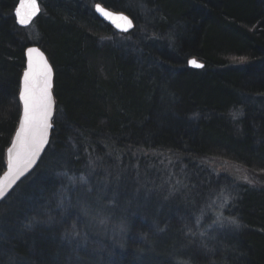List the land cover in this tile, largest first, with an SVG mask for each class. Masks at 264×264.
<instances>
[{
    "label": "trees",
    "instance_id": "obj_1",
    "mask_svg": "<svg viewBox=\"0 0 264 264\" xmlns=\"http://www.w3.org/2000/svg\"><path fill=\"white\" fill-rule=\"evenodd\" d=\"M17 1L0 0V176L22 111L28 42L15 28ZM40 1L38 44L54 63L55 129L39 168L0 207V264H264V182L234 183L191 159L217 154L264 178V0H213L199 10L202 20L197 0H167L170 24L184 28L181 48L158 44V56L141 63L136 51L149 53V45L131 38L120 55L114 46L103 51L93 41L109 38V28H96L91 14L75 16L68 0ZM148 4L151 14L168 19L161 4ZM117 6L139 17L138 7L123 0ZM207 6L213 8L205 12ZM190 57L205 68L191 71ZM168 150L189 184L173 198L146 202L138 181L153 159L148 152ZM95 170L100 187L85 174ZM105 179L119 180L118 191L105 188ZM206 200L217 217H235L239 227L212 231L214 217L202 212ZM93 210L120 212L125 224L99 229Z\"/></svg>",
    "mask_w": 264,
    "mask_h": 264
},
{
    "label": "bare ground",
    "instance_id": "obj_2",
    "mask_svg": "<svg viewBox=\"0 0 264 264\" xmlns=\"http://www.w3.org/2000/svg\"><path fill=\"white\" fill-rule=\"evenodd\" d=\"M70 1V4L73 8V12L75 13V16H79V14L83 13L82 15H85V18H87V16H89L90 18H94L95 20V24H96V28H104V27H107L109 28V31H110V36L109 38H106L104 35L102 34H99L98 36V39H95L96 41H93V44L96 48H99L103 51H106V50H109L110 47L114 46L116 47L118 50V54L120 55L122 52L124 53L127 49V47L129 46L128 44H130L129 40L128 39H131L133 38L134 40L132 41H138L140 43H144L146 45H149L151 48L148 49V50H151V52L149 53H141L139 51H136V54H139L138 58L140 59H137L135 58V61H139L140 63L143 62L141 60H144V61H148V59H144L146 56V58L148 57L149 59L150 58H153L155 59L158 54H159V49L157 48L158 47V44H171V48H169L170 51L172 52H175L176 50H179V48H181L180 46L182 45L181 42L182 40L184 39V36H182V33L184 28H181L180 25L178 26H172L170 24L171 22V19H165V18H160V17H155L153 14H151L152 16H154V18H150L152 21L151 24H147V19L148 17L143 15L140 18H137L135 19L134 17H129L125 12L123 11H120L118 9V0H68ZM198 2L197 3H201L200 5H196L195 9H197L198 11H196V17L199 18V20H202L201 17L204 13H201L199 10L202 9V5L207 3V4H212L213 5V0H197ZM20 0L17 1V3L14 5L13 9H12V16H13V20H14V24H15V28L18 30V32H20L22 35H21V40H26L28 42V44L26 45L25 47V51L24 53L26 52V50H28L29 48H32L34 46H37L39 48V52L40 53H43V56L46 58V61L47 63H49V65L53 68L54 70V63L52 62V55L50 54V52H48V50L45 48H41L38 44V41H39V38H40V35L42 36L43 33H41L40 29L43 27V22L45 18H43V14H44V9H43V6L45 5L44 3L43 4H39V14L38 15H35V14H32V16L29 17V19L26 21L25 25L24 26H20L18 25L17 21H16V15H15V9L16 7L18 6ZM49 2H52L51 0L48 1ZM125 6H135V7H139V5H144L147 9V11H150L151 9V5L148 4V0H123ZM154 3L155 4H161V1L160 0H154ZM97 5L100 6V8H103L105 11L107 12H111L113 14H122V15H125L127 16L131 21H132V24H133V29L130 30V32H122V31H118L116 28L112 27L109 22H107L104 18H102L99 13H98V10H97ZM213 7H210V6H207L206 9H205V12L212 9ZM158 9L159 8H156V11L158 12ZM119 10V11H118ZM139 10V9H138ZM140 11L142 13H144L141 9L139 10V13ZM50 12V11H49ZM153 12V11H152ZM200 12V13H199ZM92 17H91V15ZM43 16V17H42ZM145 16V17H144ZM169 18V17H168ZM175 21L177 22V17L174 18ZM48 20H51V18H48ZM47 20V23H50L48 22ZM186 20V17H184V20H182V22L184 23ZM164 22V23H163ZM46 23V24H47ZM51 24H54V23H51ZM137 26L139 27V30L138 32L136 33V30H137ZM186 27V26H184ZM183 29V30H182ZM36 35V37H34ZM31 37V38H30ZM127 37V38H126ZM35 42V43H33ZM120 50V51H119ZM133 51H135L133 49ZM156 51V52H155ZM158 51V52H157ZM26 54V53H25ZM119 57V56H117ZM250 57H247V60H249ZM199 60V58L197 57H190L187 59V68H189L191 71H197L199 69H195V68H192L190 65H189V62L192 61V60ZM116 61L117 58H116ZM201 61V60H199ZM25 62H26V58H25ZM119 62V61H118ZM202 63L205 68V63L204 62H200ZM245 64L247 66H251V64L247 61L245 62H239L237 61V64ZM26 67V65H25ZM25 71V69H24ZM24 71L22 72V74L24 73ZM21 89V87H20ZM21 107V105H20ZM56 112H57V106L55 108V112H54V118L52 120V128L53 130L55 129L54 128V123L56 121ZM19 123L21 121V115H20V118H19ZM19 125V124H18ZM53 132V131H52ZM52 135V134H51ZM7 151V150H6ZM169 153L170 151H166V152H160V151H155V152H152V153H149L147 156H153V155H160V156H169ZM7 154V153H6ZM106 158H108V160L110 162H112V158L110 156V153L107 152L106 154ZM153 159H151V164H149L147 167L144 168V171L142 173V175L140 176L139 178V183H138V186H139V190L140 192L143 194V197H144V200L146 202L149 201L150 198H158L160 197L159 195L161 194L162 195V198L164 199H168V198H171L172 195H179L183 190H185L184 186H187L189 183L187 181L188 177L187 175H185L184 177V173H181V174H178L177 175V170L178 168L176 166H174L171 162L167 163L164 161H161V162H158V163H154V160L157 159L155 157H152ZM192 161H194L195 163H199V165L203 166L204 168L206 167L207 169H209L206 165H204L203 163H200L202 160H216L218 159V155L216 154H212V155H208V156H205V158L201 159V160H198V159H194V158H191ZM198 160V161H196ZM157 162V161H155ZM169 164H171V170L169 171H172V173L168 174L169 171H167L166 173L160 169L161 166H165V167H168ZM210 170V169H209ZM127 173L129 176H132L131 175V168L128 170L126 169ZM211 171V170H210ZM148 177H152V178H155L156 180L153 182V181H148ZM164 178V180L162 178ZM192 177L194 176H191L189 177V179H191ZM156 181H158V183H155ZM205 189V188H203ZM264 189V188H263ZM144 194H146V197L144 196ZM173 198V197H172ZM194 201L192 202V205H191V208H193V206H196L194 205ZM210 201L209 200H206L204 203H203V206L204 209H203V216L207 219V217H214L215 216V211L208 207L210 205Z\"/></svg>",
    "mask_w": 264,
    "mask_h": 264
},
{
    "label": "snow or ice",
    "instance_id": "obj_3",
    "mask_svg": "<svg viewBox=\"0 0 264 264\" xmlns=\"http://www.w3.org/2000/svg\"><path fill=\"white\" fill-rule=\"evenodd\" d=\"M24 7L31 9L30 15L39 10L36 0H27V4L21 3V8ZM96 7L106 17L112 18L114 23L117 20L124 21V31L132 27V21L127 16L114 17L113 13L106 12L99 5ZM17 15H21L19 10ZM20 22L25 23L26 17H22ZM116 26L122 27L119 23ZM28 54V69L24 73L23 89L20 93L24 103L23 121L17 133V142L9 149V170L0 178V197L4 195L5 189L32 165L47 142L48 130L51 127L49 119L53 108L50 93L52 69L38 49L29 48ZM190 63L196 67H203L195 60ZM220 223L223 226V221ZM228 223L239 227V221L235 217L228 218Z\"/></svg>",
    "mask_w": 264,
    "mask_h": 264
},
{
    "label": "rangeland",
    "instance_id": "obj_4",
    "mask_svg": "<svg viewBox=\"0 0 264 264\" xmlns=\"http://www.w3.org/2000/svg\"><path fill=\"white\" fill-rule=\"evenodd\" d=\"M39 2L41 4L40 0H39ZM166 2H167V0H163L162 1V3H161L162 10H160V11H162V14L165 15L167 18L169 17L168 19H170L171 18V16H170L171 13L168 11V7H167ZM138 9L139 10L141 9L144 12V15L148 17V19L146 20L147 24H151L153 20H151L150 18L151 17L154 18V16L151 15V11H147L148 8H146L142 4L139 5ZM140 13H141V15H140ZM140 13L138 15L139 16L138 18L141 19V17L143 16V13L141 11H140ZM34 37H36V35ZM55 99H56V96H55ZM49 146H50V144H49ZM48 149H49V147H48ZM148 153H151V152H148ZM151 157L157 158V159L154 160V162L152 164L158 163V162H161V161H163V162L165 161L166 164H167L170 161L171 162L173 161L174 163H172V164L178 168L177 175L181 174L182 166H178L179 162H176V160H175L176 157L175 156H171V155L170 156L153 155ZM42 159H41V163H42ZM148 161L151 163L152 160L149 158ZM155 161H157V162H155ZM200 163H203L204 165H206L212 171V173H214L215 175L222 176V177H224V176L228 177L234 183L236 182L238 184H244V185L247 184V185H251V186H256L257 187L259 185H263L262 183L264 182V178L261 177L262 174L257 173V172L254 173V172L250 171L247 167H243V166L239 165L238 163H235V162L233 163V162H231V161H229L227 159H216V160H212V161L211 160H202ZM40 164H39V166H40ZM91 165H93V164H91ZM39 166L31 174H34V172L39 168ZM171 167H172L171 164H169L168 167L161 166L160 169L163 170L166 173L167 171L171 170L170 169ZM97 173H98L97 170H95L94 173H92V174L90 172L89 175L85 172L86 177L89 179V181H91L90 186H92V184H93V187H94V185L97 186V187H100L98 185L99 180L96 179ZM170 173H172V171L168 172V174H170ZM65 176H66V178L69 181H72V182L74 181L76 183L78 182L79 179L83 180V176H80V175H78V176L74 175L72 177L71 176H67V175H65ZM28 178H25V179H28ZM106 178H107V175H106ZM94 179L96 181L93 182ZM162 179L164 180V178H162ZM100 181H101V184L105 186V188L107 186H116L117 191L119 189V186H118L119 183H120L119 180H117L116 182L115 181L114 182L111 181V183H109L107 185H106V179H105V181H103V180H100ZM87 186H88V183H87ZM88 191H90V190L88 189ZM100 191H102V189ZM144 196L146 197V194H144ZM117 198H118V196H117ZM65 201H66V199H65ZM118 204L119 203H116V207H117ZM214 206H216V205H214ZM214 206L212 208L215 211ZM126 208H128V204H127ZM111 213H112V215L108 214L106 216L105 213L103 212V210H102V212H98V211L96 212V211L93 210V215H95L94 220H96V221L93 220L95 222V226L97 225V227L99 229H105L106 228L105 226L109 222H118V221L121 223V226H122L124 222L120 219L121 218L120 212L119 213L111 212ZM187 220L190 221V224L188 225V229L187 230L190 231V233L193 236L196 235V231L197 230L195 228L194 220H190V218L187 219ZM221 221H223V226H221V223H220ZM118 225H119V223H114L112 225V227L113 228H117ZM75 228L76 227H72L71 230L74 231ZM231 228H232L231 224L228 223V220H223L222 218L217 217L216 215L214 216V221H213V224H212V227H211L212 231L221 232L219 230L225 231V230H230ZM191 234H187V235H191Z\"/></svg>",
    "mask_w": 264,
    "mask_h": 264
},
{
    "label": "water",
    "instance_id": "obj_5",
    "mask_svg": "<svg viewBox=\"0 0 264 264\" xmlns=\"http://www.w3.org/2000/svg\"><path fill=\"white\" fill-rule=\"evenodd\" d=\"M21 3H25L27 4V0H20L18 6L16 7V11H15V15H16V21L18 23V25L20 26H24L25 23H21V18L22 17H26V21L29 19L30 16H32V14L30 15V12H31V9H29L28 7H24V8H21ZM36 3L39 7V0H36ZM17 10L20 11L21 15L18 16L17 15ZM40 10V9H39ZM39 10L35 13V15H38L39 14ZM107 12V11H106ZM99 15L104 18L107 22H109V24L116 28L119 32L122 31V32H130V30H132L134 27H133V24H132V27L128 28L127 31H124L123 30V26H125V22L122 21V20H117L116 23L113 22V19L112 18H109V17H106L102 12L98 11ZM114 17L115 16H118V14H113ZM119 15H122V14H119ZM125 16V15H124ZM119 23L122 25L121 28H118L116 26V24ZM33 49H38L39 48L37 46H34L32 47ZM25 58H26V67H25V71L28 69V63H29V54H28V50H26L25 52ZM44 57V56H43ZM45 58V57H44ZM46 59V58H45ZM195 60V59H194ZM196 61V60H195ZM198 64H201L203 65L202 63H200L201 61L197 60L196 61ZM49 64V63H48ZM189 65L192 67V68H195L196 70L197 69H204V67H196L195 65H193L192 63L189 62ZM204 66V65H203ZM52 69V75H51V81H50V93H51V97H52V102H53V108H52V113H51V116H50V119H49V123L51 125L52 123V120H53V116H54V112H55V108H56V99H55V95H54V89H55V84H54V81H55V74H54V70L53 68L51 67ZM24 71V73H25ZM24 73L22 74V78H21V82H20V86H21V89H20V92H19V100H20V105H21V108H22V111H21V121L16 129V133L15 135L13 136L12 138V143L11 145L7 148V154H6V162H7V165H6V169L4 171V173L0 176V178H2L5 173L8 172L9 170V149L10 148H13L14 144L17 142V133L20 131V128H21V124H22V121H23V113H24V103H23V100L20 98V93L23 89V79H24ZM52 131H53V128H52V125L51 127L49 128L48 130V138H47V142L44 144L41 152L38 154V156L36 157V159L33 161L32 165L27 169L25 170V172L19 176L18 179H16L12 184H10L6 189H5V193L2 197H0V207L1 205L8 199V197L11 196L12 192L19 186V183H21L22 181H24L25 178H28L31 173H33V171L39 166V164L41 163V159L45 156L46 152L48 151V147H49V144H50V141H51V134H52Z\"/></svg>",
    "mask_w": 264,
    "mask_h": 264
}]
</instances>
